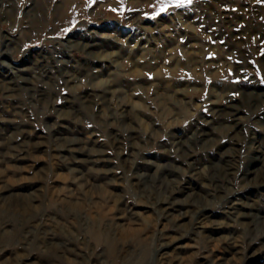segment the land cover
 <instances>
[{
  "label": "rangeland",
  "instance_id": "rangeland-1",
  "mask_svg": "<svg viewBox=\"0 0 264 264\" xmlns=\"http://www.w3.org/2000/svg\"><path fill=\"white\" fill-rule=\"evenodd\" d=\"M0 264H264V0H0Z\"/></svg>",
  "mask_w": 264,
  "mask_h": 264
},
{
  "label": "snow or ice",
  "instance_id": "snow-or-ice-1",
  "mask_svg": "<svg viewBox=\"0 0 264 264\" xmlns=\"http://www.w3.org/2000/svg\"><path fill=\"white\" fill-rule=\"evenodd\" d=\"M163 10H164V8L162 7V8H161V11H163Z\"/></svg>",
  "mask_w": 264,
  "mask_h": 264
}]
</instances>
